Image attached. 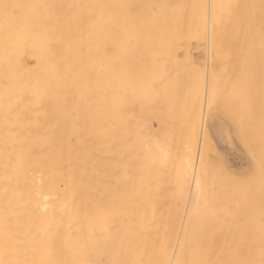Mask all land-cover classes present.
Wrapping results in <instances>:
<instances>
[{
	"label": "bare ground",
	"instance_id": "6f19581e",
	"mask_svg": "<svg viewBox=\"0 0 264 264\" xmlns=\"http://www.w3.org/2000/svg\"><path fill=\"white\" fill-rule=\"evenodd\" d=\"M204 36L210 44L219 41L223 56L237 38L240 50L250 52L254 39L258 45L253 42L249 55L264 57L257 49L264 0H0V264H264V248H232L230 230L224 241L230 248L210 247L211 240L193 244L190 227L204 214L194 221L191 206L210 198L197 202L205 165L202 140L195 145V109L198 101L212 107L219 95L210 90L200 100L203 85L195 93L194 80L183 83L185 64L174 57L177 49L190 58L193 48L205 49ZM216 36L234 40L229 47L230 39L220 43ZM207 56L211 60L210 52L197 63L207 66ZM163 97L169 121L161 117ZM208 109L199 118L200 136H208L236 183L243 175L242 187L256 173L254 163L242 161L251 158L250 148L235 132L247 155L241 157L235 121L218 106L221 114ZM209 159L214 173L219 158L214 168L215 158ZM204 213L208 231L199 230L206 235L216 224L208 228Z\"/></svg>",
	"mask_w": 264,
	"mask_h": 264
},
{
	"label": "rangeland",
	"instance_id": "374dc122",
	"mask_svg": "<svg viewBox=\"0 0 264 264\" xmlns=\"http://www.w3.org/2000/svg\"><path fill=\"white\" fill-rule=\"evenodd\" d=\"M216 37H217V40H221L220 43H222V42L225 43L224 40L226 41L227 39L228 40L230 39V37L229 38L226 37V39L222 40V39H219V36H216ZM220 38H222V37H220ZM237 39H239L238 40L239 43H238L237 40H234V37H232V39H230V41H229L230 43H228L229 47H230L231 46L230 45L231 42L234 40L235 43L232 42V45H234V46L230 47V48L231 49L232 48L235 49L234 47H236L237 48L236 49V53L234 52V50L231 51V49H230V51H229V49H228L229 54L226 53V55L224 54V56H223V53H221L222 56L219 55L218 51L220 49V46H219V49H217V47L219 45V43H218L219 41L215 44L214 40H216V38H214V39H212L213 42L211 41L212 44H210L209 40L207 39V37L204 36L201 40H199V43L202 44V45H205V47L203 46V48H205V49H202V47L198 48V49L192 47L193 48L191 50L192 52L190 51L192 53L191 58H190V53L187 52L188 50L187 51L185 50L184 53L182 54L181 51H183V50L177 49V51H180V53L175 55V57H174L180 63H184L185 64L186 69L184 71L185 75L183 74V83H184V80L186 81V84L187 83L189 84L190 80H191L190 83H193V80H194V83H193L194 85L193 84L192 85L194 87L196 86L195 90H194L195 93H196V91L199 92L198 90H199L200 85L198 83L201 82V85H203V90H201V91L203 92V97L202 98H204V99H200V100H206L204 93L207 94V97L211 96V94L213 92H211V94L208 93V92H210V90L214 91L213 97L216 98L219 95L216 100H213L212 107L209 105L211 103L210 101H207V102L203 101V103H205V105L201 101L200 102L198 101L199 106L197 107V109H195V110L198 111V116H199L198 119H197V123L195 121V123H196L195 131H194L195 145H196V147L198 149L199 142L202 140V148H201V154H200V158L199 159H200V162L203 163V165L201 163L200 166L202 167V166L205 165L203 170H201L200 172L198 171L200 184H202V186L204 185V187L202 188L201 185H200V190H203V192L200 195V191H199V197H197V199H198L197 202L201 201L203 198H204L203 200H206L205 197L207 198L209 196H210L211 199L208 198L209 201H208V203L205 201L206 204H205V202H200L199 204H197V202H196L197 207L196 206H193V207L191 206V209H192V212H193V210H195V212L197 213L196 215L194 214V216H195L194 221H195L197 215H201V212H203L202 214H204V215L206 214L204 212H207V214L210 217L208 219V226H209L208 228H210V226L216 224V225L213 226L212 229H210V231H211V232L209 231L210 234L207 233L206 235L205 234L203 235V232L205 231L206 224H207V220H206L207 219V215L206 216L203 215V217H199L202 220H204V222L200 219L201 220V221L199 220L200 223L197 222L198 227H197L196 222L190 227V229H191L194 226L193 230L191 229V231L195 232V235H194V239L195 240L192 239V234H191V239L193 240V244L195 246H201V247L203 246V247H205L204 242H206V245H207V240L208 241L211 240L210 242H208L210 247H213V246L215 247V243L217 242V243H219V245L218 244L216 245L217 247L220 246V244H222V246L219 247V248H223L224 246L226 248H230L229 244L231 245V242L235 241L234 246L231 245L232 248H235V249L256 248V247L257 248H264V193H262V192H264V187H263L264 186V182H263V185L261 184V181L264 179V174L261 173L262 169L259 168L260 173L257 171V169H255L256 170V173H255L256 174V178H257V180L259 179L258 182L256 181L255 174H253V179H252V177L250 178V176H248L249 178L248 177L246 178L247 180L249 179L248 183H250L249 184L250 186L253 184L254 181H255L254 182L255 185L253 187L252 186L250 187L252 192L249 191V192H247V194L246 193L244 194V191H246V190L248 191L249 185L246 184V179H245L244 180L245 182L242 181L243 183H245V185L242 184V185H244V186H242L244 188L241 187V185H240L241 182H238V181L242 180L241 178L243 177V175L241 174L242 177L240 175L241 178L239 180L237 179V183H236L235 178H237V176H235V175H237V174L235 173V175H233L232 174L233 172H231V175H230L229 170L226 169V165H225V163L223 161L224 159L222 158L220 153H218V154L221 157H219V155H216L217 150H215V148L213 149L212 143H211L210 139L208 138V136L206 134L203 135V138H201V136H200V133L202 135V132H201L202 122L200 121L201 120L202 111L205 108L207 110H209L208 108H211L212 110H215V109H213V106H214V108H216L215 111L217 112V106H218V110H220L219 109V107H220L221 108L220 111L222 112V114L225 115V117L227 116L231 120L235 121L233 123L237 124L236 125L237 128H239L242 131L243 138H241V139L244 140L245 145L248 146V147H246V149L250 148V149H248L250 152L247 150V153L249 152L248 155L250 154L249 156H251V158H252V155H253V157H257V156L264 157V147L262 146V141L264 142V132H262V131H264V86L262 88L260 86V84L264 85V76H263L264 75V68H262L263 63H264V57H263V54H261V55L258 54L257 55L258 57H257L254 52L251 53V56L249 55V53L252 50L251 48L255 47V45L253 44V42H254L253 38H251V40L253 39V42H251L249 44V47H250L249 51L250 52H243L242 50H240L239 46L241 44L240 43L241 42V38H237ZM247 39L248 38H245L244 41L246 42ZM258 39H260V38H258ZM228 40H227V42H228ZM261 40H262V42H259V46H257L258 45L257 42H254V43H257V45H256L257 49H259V47L262 48V51L260 53H262L263 49H264V38L263 39L261 38ZM261 40H259V41H261ZM248 41H249V39H248ZM255 41H257V39H255ZM245 42L244 43L242 42L243 43L242 46H244ZM197 43L195 42L194 44H197ZM199 43H198V45H199ZM236 43H237V45L235 46ZM207 44L210 47H214L213 50H215V48H216V50L215 51H211L212 48H211V50H210V48L209 49L206 48ZM225 46H226V44H225ZM242 46H241V48H242ZM225 48L226 49H224L223 52L225 50H227V46ZM247 49H248V46H247ZM206 50H208V51L204 52ZM209 50H210L211 56H212L211 60H209V57L207 56L208 57L207 58L208 62H206L207 66H205V64H203L204 67L200 66L199 65L200 58H201V61H202L201 62V65H202V63H204V61L206 60V58L204 57L205 54L206 55L210 54ZM237 50L240 51L241 54L239 52H237ZM196 51H197V55H196ZM259 51L257 53H259ZM202 52L204 53L203 55L201 54ZM213 52H214V55H212ZM230 52H232V53L234 52L235 54H232ZM237 53H239V54H237ZM194 54L196 55L195 58H194ZM236 54H237V57H236ZM259 55L262 58H259ZM254 56L257 58V60L254 59ZM192 57H193V59H195V61L193 60L194 64L191 63L192 62L191 61ZM215 57H216V59H214ZM239 57H241L242 59L240 58V61L237 62V59H239ZM250 59H251V61H250ZM258 59L259 60L261 59V63H260V61H258ZM213 60L214 61L217 60V62H218V60L221 61L220 64H218V66H219V67H217L218 70L216 68V72H217L218 76L216 75L215 71L212 72L213 69L215 70V66L217 64V62H214ZM210 61H211V64H212L211 67H210ZM212 61L214 62V64L212 63ZM245 61H247V62H245ZM256 61H257V63L258 62L260 63V65L258 63V67H257ZM195 62L196 63L199 62V63L196 64ZM188 66H190V67H188ZM196 66H197V69L195 68ZM260 66H261L262 69L259 68ZM207 67L211 68L210 71L212 73L210 71H208ZM205 68H206V71H205ZM259 69H260V72H261V74H260V72H258L260 74V76L257 73V71H259ZM185 72H188V74L185 73ZM223 73H225L224 79L222 78V76H219L220 74L223 75ZM181 74H180V76H181ZM209 74H210V76L213 74V80H212V76L210 77ZM214 74H215V76H214ZM190 75H191V77H190ZM205 76H206V78H205ZM185 78H187V79H185ZM207 79L209 80V82H208ZM210 79L213 82H214V80L216 81L215 86H217V85L219 86L220 83H221V88L219 89V91H217L218 87L216 88L214 86L215 82L214 83L211 82ZM187 80H189V81L187 82ZM230 80L232 81V84L230 83ZM261 80H262V82L259 83V81H261ZM217 81H218V83H217ZM228 81H229V83H228ZM209 83H211V86H209ZM244 83H245V85H244ZM229 84L231 86H229ZM258 85H259L260 89H262L260 94H259ZM211 87H212V89H211ZM227 87H229L230 89L228 88L229 89L228 90ZM232 87H233V89H232ZM236 88L237 89L239 88V89L237 90ZM214 89H216V91L218 93L216 96H215L216 93H215ZM226 89H227V91L229 93H227V91H226V93H223ZM195 93H194V95H195ZM223 94L225 95L226 98H224ZM260 95H262L263 98H261ZM197 96L198 95H195V97H194V101L195 102L198 100ZM165 97L168 98L169 97L168 94H167V96L165 95ZM213 97H212V99H213ZM259 98L262 99V101ZM168 101L169 100L168 99L165 100L164 97H163V101H161V106H162L161 117L164 118L165 121L171 120L169 118V113L167 114V111H166L167 108H168V104H167ZM179 102H181V101H179ZM242 102H243V104H242ZM155 103L157 104V103H160V102L156 101ZM165 103L167 104V107H166ZM197 104H195V106H197ZM163 105H165V108L163 107ZM203 105H204V107H202ZM170 106H171V104H170ZM172 106H173V104H172ZM200 107H201V109H200ZM194 108L195 107H193V109ZM202 108H203V110H202ZM164 109H165V111H164ZM211 109H210V111H212ZM148 110H149V112H151V110H154V108H152L151 110L150 109H148ZM215 111H213V112H215ZM220 111H218L217 113H220ZM179 113H181V112H179ZM181 116L184 118V114L183 113H181L180 119H181ZM178 118H179V116H178ZM199 118H200V120H199ZM174 120H175V123L178 122V121H176L177 117H175ZM205 137H206V142H204L205 141L204 140ZM199 139H201V140L199 141ZM213 155H214V158H215L214 161H213V159H214ZM211 156H212V161L214 162L213 168L215 166V161L217 160V156L219 158V160H217L218 163L216 162V167L214 168V171H215L214 173H213V169L211 167L212 163H210L211 159H209ZM220 158H222V160ZM220 160H221V162L223 161V165H225V167H224L225 168V173H227V174L224 173V170H221L223 168V166L221 164H220L221 167H218V166H220L219 163H221ZM210 164H211V166H209ZM200 166L198 168L199 170H200ZM209 168L212 171L211 176H210L211 179L208 176V174H210L209 172H211V171H209ZM251 168H252V166H251ZM220 171H221V175L219 174ZM248 171H249V169H247V172L244 173L245 177L247 176L246 174H248ZM251 172H252V170L249 173H251ZM253 172H254V170H253ZM223 173H224V175H223ZM258 174H260V175H258ZM261 174H262V176H261ZM204 175L207 176V177H205ZM232 175L235 178H233ZM262 177H263V179H261ZM203 179L206 181L205 183H202ZM215 179H217V180H215ZM232 180L234 182H232ZM208 181H209L210 185H209ZM171 182L174 183L175 180H173ZM176 182H177V180H176ZM229 182H232V183H229ZM256 182H257L259 188L256 187L257 186ZM179 183H181V181H179ZM246 187H247V189H246ZM261 188H262V192L261 193L263 195L262 197H261L260 190H259ZM241 189L242 190L245 189V190H243V194L244 195L240 194L241 193ZM257 191L259 192V194H258ZM254 192H257L255 194V196L253 194ZM177 193L179 194V192H177ZM212 193H213V195H212ZM178 194H175L174 197L180 196V194L179 195ZM257 194L260 195L259 196V197H261L260 200H258ZM201 196L203 198H201ZM180 198H181V196H180ZM174 199H176V198H174ZM261 200H262V203H261ZM210 201H211V203H210ZM256 201H257V203H256ZM203 203L205 204V207H204ZM215 203L217 204V206H216ZM208 204L210 206H208ZM236 204H238L237 206H239V208L236 206ZM259 204H261L260 208H259ZM201 207H202L203 210L202 209L200 210ZM257 207L259 208L258 209L259 213L256 212V214H255L254 212L257 210ZM206 210H208V211H206ZM241 210H242V212H241ZM249 210H250V212H249ZM195 212H193V213H195ZM220 213H223L224 218H222L223 216L221 217ZM248 213H249V215H248ZM252 214H253V216H252ZM191 215H192V213H191ZM233 216H234L235 219L233 218ZM227 217H228V219H227ZM197 219H198V216H197ZM227 220H228V224H227ZM202 223H204V225ZM195 226L197 228H195ZM202 227H203V232L201 231ZM224 227L227 228V229L225 230ZM230 227H232V228H230ZM200 228H201V230H199ZM196 229H198V233H196V231H195ZM222 230L224 231L223 233L221 232ZM229 230H230V238L227 241V243H229V241H230V243L228 244V247H227L225 245L226 242H224V241H226V238H228L227 236H229ZM232 230H233V232L231 234ZM207 231H208V229H207ZM205 233H206V231H205ZM212 233H213V236H212ZM227 233H228V235H227ZM222 234H223V237H222ZM201 235H203V236H201ZM219 235H220V237H219ZM199 236L202 237V240H201V238H199ZM196 237H197V239H196ZM216 237H217L218 240H216ZM204 238H206V240H204ZM222 238H223V241L221 240ZM235 238H237V242H236ZM197 241H199L200 245L198 244ZM212 241H214V242L212 243ZM221 241H222V243H221Z\"/></svg>",
	"mask_w": 264,
	"mask_h": 264
},
{
	"label": "crops",
	"instance_id": "0c3cea01",
	"mask_svg": "<svg viewBox=\"0 0 264 264\" xmlns=\"http://www.w3.org/2000/svg\"><path fill=\"white\" fill-rule=\"evenodd\" d=\"M231 122V121H230ZM231 124H232V136L235 138L236 136V134H234L235 132H237V137H238V139L240 140V138H239V134L241 135V138H243V133H242V131L239 129V128H237V126L233 123V122H231ZM234 124V125H233ZM234 126H236V129H235V127ZM234 128V129H233ZM238 132H239V134H238ZM235 140H236V144H237V147L239 148H237L236 150H237V152H240V151H242V152H240L241 153V157L242 156H244V154L243 153H245V155H246V151H245V149H246V146H245V149L243 148L244 146H242V145H240L241 144V142L239 141L238 142V140L235 138ZM241 141H242V139H241ZM240 143V144H239ZM243 144H245L244 143V140H243V142H242ZM262 146L264 147V143L262 142ZM236 153V152H235ZM247 156V155H246ZM224 159V158H223ZM248 160V161H247ZM253 160V158L251 159H246L245 161L244 160H242L243 162H247L248 164L249 163H251V165H253V163L255 164V168L257 167V168H261L262 170H263V172H264V157H259V156H257L256 158H254V162L252 161ZM255 160H256V163H255ZM241 161V162H242ZM261 162H263V163H261ZM224 163L226 164L227 162L224 160ZM259 163V164H258ZM261 164H262V166H261ZM256 168V169H257ZM255 171V170H254ZM258 171V170H257ZM241 175V174H240Z\"/></svg>",
	"mask_w": 264,
	"mask_h": 264
}]
</instances>
